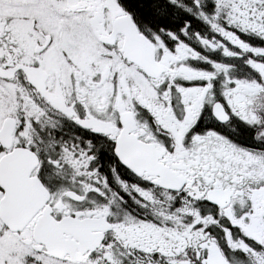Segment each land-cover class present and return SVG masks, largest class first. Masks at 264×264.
<instances>
[{"label":"snow or ice","instance_id":"obj_1","mask_svg":"<svg viewBox=\"0 0 264 264\" xmlns=\"http://www.w3.org/2000/svg\"><path fill=\"white\" fill-rule=\"evenodd\" d=\"M0 264H264V0H0Z\"/></svg>","mask_w":264,"mask_h":264}]
</instances>
